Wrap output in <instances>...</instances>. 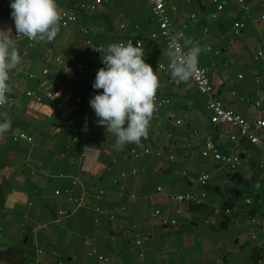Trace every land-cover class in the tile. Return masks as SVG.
<instances>
[{
    "label": "crops",
    "instance_id": "crops-1",
    "mask_svg": "<svg viewBox=\"0 0 264 264\" xmlns=\"http://www.w3.org/2000/svg\"><path fill=\"white\" fill-rule=\"evenodd\" d=\"M82 1L91 0H56L76 19L51 43L17 41L22 64L0 107V122H10L0 135V264H264V128L252 145L238 127L212 125L191 79L154 69L169 61L150 37L146 0H99L88 13L76 8ZM164 1L181 42L205 49L198 65L224 109L264 121V0H244L247 13L229 1L215 18L210 0ZM11 2L0 0V28L14 36ZM126 39L142 41L168 102L140 146L116 150L89 101L103 91L92 87L106 67L97 49ZM206 141L237 155L239 168L202 157Z\"/></svg>",
    "mask_w": 264,
    "mask_h": 264
},
{
    "label": "clouds",
    "instance_id": "clouds-1",
    "mask_svg": "<svg viewBox=\"0 0 264 264\" xmlns=\"http://www.w3.org/2000/svg\"><path fill=\"white\" fill-rule=\"evenodd\" d=\"M10 7L16 35L13 36L10 27L0 28V106L9 103L10 74L22 64L17 41L26 37L35 43H51L60 31L61 12L56 0H12ZM182 36L179 32L171 36L167 48L162 49V58L168 59L174 81L187 82L194 77L199 56L205 49L191 38L181 44ZM101 53L106 67L98 70L92 87L103 91L89 101L98 118L97 126L105 127L108 135L115 136L116 150L127 144L140 146L148 136L156 110L158 73L145 62L142 41L135 46L131 40L111 43ZM9 127L7 119L0 122V135Z\"/></svg>",
    "mask_w": 264,
    "mask_h": 264
},
{
    "label": "built area",
    "instance_id": "built-area-1",
    "mask_svg": "<svg viewBox=\"0 0 264 264\" xmlns=\"http://www.w3.org/2000/svg\"><path fill=\"white\" fill-rule=\"evenodd\" d=\"M149 4V10L153 17V19L156 22V30L153 34L150 35L152 39H160L163 41V44L165 46V49L168 46L169 40L171 36L175 35L176 33L172 29L171 21L169 16L167 15L166 8H165V1L164 0H146ZM215 5V12L212 13V17L215 18L216 14L218 12H221L224 10L225 5L229 1L236 2L241 10H243L245 13L248 12V7L244 4V0H210ZM99 0H91L86 2H79L75 6L76 8L81 12H93L96 9V5L98 4ZM76 19V16L74 13L69 11H63L61 12V26H66L67 24L74 22ZM243 28V25L239 22H235L233 24V31L237 33L239 30ZM15 37V35H14ZM129 40H131L136 45L137 41H134L132 39H126L124 42L127 43ZM181 42V40H180ZM181 44H183L181 42ZM101 49H97V55L102 58L103 53H101ZM262 54L259 52L256 56H254V59H257ZM159 65H161L159 69ZM154 69L157 71H169L168 69V63L167 64H155ZM79 72L82 71V66L78 65ZM264 79V67L262 69V75ZM194 83L197 91L207 97V110L210 112V123L212 125H225L229 124L232 126H236L239 128V131L241 135L245 136L247 141L252 145H258L261 144L259 137L257 136L256 131L258 129L264 128V121L257 120L252 125L244 121L239 115L235 114L232 111L225 110L222 106V103L215 97L214 88L212 86V83L210 79L207 76L206 71L198 65L197 71L194 75V77L191 79ZM91 95V94H88ZM26 97H32V93L27 92L25 93ZM261 100L264 99V95H260ZM79 102V99L77 100ZM168 101L165 99H161L159 97H156V110L154 112L153 118H156L158 110ZM260 106V100L255 102V107ZM1 107V106H0ZM195 134V133H193ZM16 138L25 139L24 135H18L15 136ZM231 140H234V137H230ZM264 148V144H263ZM147 152V151H145ZM202 157L208 158L211 157L214 161L225 165L230 170H236L239 168L241 164V159L237 155L233 154H227L222 153L219 151H216L213 144L210 141H206L203 151L201 152ZM208 177L202 176L199 179V182L201 186L205 187L207 184ZM173 200L176 201H182L185 197L182 196H176L171 197ZM188 198V197H187ZM246 203H250L249 200H246ZM65 213L60 212L58 213V218L56 219V222L59 221L60 218L64 216Z\"/></svg>",
    "mask_w": 264,
    "mask_h": 264
}]
</instances>
